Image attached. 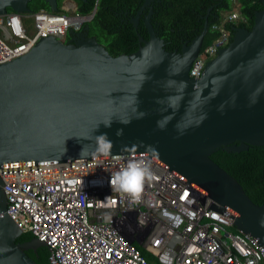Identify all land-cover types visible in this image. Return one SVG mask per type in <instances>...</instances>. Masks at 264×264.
Wrapping results in <instances>:
<instances>
[{
    "label": "water",
    "instance_id": "95a60500",
    "mask_svg": "<svg viewBox=\"0 0 264 264\" xmlns=\"http://www.w3.org/2000/svg\"><path fill=\"white\" fill-rule=\"evenodd\" d=\"M29 1L0 0V14L7 8L32 12ZM151 1L143 0L130 18L137 29L148 9V39L139 36L143 44L132 53L112 56L88 36L86 25L70 29L66 41L42 37L0 64V168L147 155L204 193L205 210L234 219L233 226L264 251V204L254 203L210 158L218 148L264 147V0L251 29L232 26L231 41L199 78L188 71L207 19L180 52L167 51L151 23ZM44 2L58 9L57 0ZM102 133L113 141L111 155L93 156ZM4 185L0 176V264H36L25 250L43 244L36 238L15 242L21 231L6 212Z\"/></svg>",
    "mask_w": 264,
    "mask_h": 264
},
{
    "label": "built area",
    "instance_id": "2783aa9c",
    "mask_svg": "<svg viewBox=\"0 0 264 264\" xmlns=\"http://www.w3.org/2000/svg\"><path fill=\"white\" fill-rule=\"evenodd\" d=\"M208 29L214 34L192 60L199 78L208 60L231 41V27L247 20L237 0ZM93 10L59 6L0 14V64L27 53L42 37L67 39ZM143 160L151 178L139 202L110 186L111 172ZM9 217L48 248V264H264L253 237L234 219L205 210L204 193L147 155L0 168ZM143 224V225H141Z\"/></svg>",
    "mask_w": 264,
    "mask_h": 264
},
{
    "label": "trees",
    "instance_id": "16d2710c",
    "mask_svg": "<svg viewBox=\"0 0 264 264\" xmlns=\"http://www.w3.org/2000/svg\"><path fill=\"white\" fill-rule=\"evenodd\" d=\"M78 11L89 13L97 6L96 12L90 21L92 25L100 29L103 41L96 37L99 43L105 47L109 54L116 56L120 53L129 54L136 51L143 42H139V36L144 40L148 39L147 31L143 24V16L137 29H135L127 17L123 21L116 12L120 9L127 11L128 15H136L143 0H77ZM240 10L246 18V23H239L238 27L251 29L254 20V13L261 10V0H237ZM58 2V9L60 1ZM230 0H159L153 7L151 23L155 27L160 38L164 41V48L167 51H180L182 39L192 40L200 33L204 22L207 19L209 25L217 20L221 11L231 8ZM30 11L41 8L49 9L44 0H30L28 3ZM212 6L207 13V9ZM57 9V10H58ZM7 8V12H11ZM146 11V12H145ZM143 13H147V9ZM143 13L141 15H143ZM134 15V16H135ZM132 18V17H131ZM89 23V22H88ZM87 25L88 36L93 32ZM214 34L208 29L204 35L201 47L211 41ZM68 39V37H67ZM66 39V40H67ZM64 40V41H66ZM210 158L223 168L228 174L235 178L244 189L245 193L256 204H264V147L250 145L246 150L240 152H228L218 148L210 154ZM31 232H22L15 238V242H29L33 239ZM144 256L148 254L141 249ZM25 253L36 264H48V248L39 245L35 250L28 248Z\"/></svg>",
    "mask_w": 264,
    "mask_h": 264
},
{
    "label": "clouds",
    "instance_id": "9594fccd",
    "mask_svg": "<svg viewBox=\"0 0 264 264\" xmlns=\"http://www.w3.org/2000/svg\"><path fill=\"white\" fill-rule=\"evenodd\" d=\"M105 127H110L111 122H103ZM123 134L122 129H118L117 136ZM113 148V141L106 133L95 136V148L93 156H109ZM83 152V150H82ZM148 165L143 160L129 159L126 164L111 172L110 186L113 191L123 192L131 197L133 202H139L144 183L151 178ZM143 225V224H141Z\"/></svg>",
    "mask_w": 264,
    "mask_h": 264
},
{
    "label": "flooded vegetation",
    "instance_id": "af4514ba",
    "mask_svg": "<svg viewBox=\"0 0 264 264\" xmlns=\"http://www.w3.org/2000/svg\"><path fill=\"white\" fill-rule=\"evenodd\" d=\"M60 1V4H61V2H67L68 4H75V5H77V7H78V1L77 0H59ZM156 2H159V0H153V1H151L150 3H151V5H152V7H153V5L156 3ZM148 10V9H147ZM146 12V11H145ZM117 13V15L120 17V21L122 22L123 21V16L124 17H127L128 19H130L131 17H133L134 15H128V12L127 11H123L122 9H120L119 10V12H116ZM143 15H144V13H143ZM143 15H141L140 17H139V21H138V23H137V25L139 24V22H140V20L142 19V16ZM84 28H85V26L83 27V30H84ZM93 37H95L96 38V36H94V35H92ZM96 40H97V38H96ZM98 41V40H97ZM191 42V40H188L187 38H185V39H182V42H181V47H182V45L185 43V44H189ZM181 47H180V51H181ZM174 51H176V52H178L177 51V48H174L173 49ZM179 51V52H180ZM28 249V248H27Z\"/></svg>",
    "mask_w": 264,
    "mask_h": 264
},
{
    "label": "rangeland",
    "instance_id": "374dc122",
    "mask_svg": "<svg viewBox=\"0 0 264 264\" xmlns=\"http://www.w3.org/2000/svg\"><path fill=\"white\" fill-rule=\"evenodd\" d=\"M46 10H49V9H46ZM88 24H89L90 31L93 32V35L96 36V37H99L103 41V35L101 34L100 29L94 27L91 22H89ZM148 256H149V258H153V260H152L153 261V264H157L156 259L154 257H152L150 255H148Z\"/></svg>",
    "mask_w": 264,
    "mask_h": 264
},
{
    "label": "crops",
    "instance_id": "0c3cea01",
    "mask_svg": "<svg viewBox=\"0 0 264 264\" xmlns=\"http://www.w3.org/2000/svg\"><path fill=\"white\" fill-rule=\"evenodd\" d=\"M61 5H64V6H67V7H76L77 8V5H75V4H68L67 2H61Z\"/></svg>",
    "mask_w": 264,
    "mask_h": 264
}]
</instances>
